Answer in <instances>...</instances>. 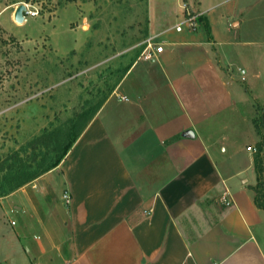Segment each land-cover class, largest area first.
I'll list each match as a JSON object with an SVG mask.
<instances>
[{
    "label": "crops",
    "instance_id": "obj_1",
    "mask_svg": "<svg viewBox=\"0 0 264 264\" xmlns=\"http://www.w3.org/2000/svg\"><path fill=\"white\" fill-rule=\"evenodd\" d=\"M201 3L209 36L202 22L175 31L176 4L174 21L148 34L162 50L133 59L48 171L70 195L63 264H264L256 176L238 185L229 160L233 142L257 136L244 167L262 157L264 200V0H238L226 26L216 2Z\"/></svg>",
    "mask_w": 264,
    "mask_h": 264
},
{
    "label": "rangeland",
    "instance_id": "obj_2",
    "mask_svg": "<svg viewBox=\"0 0 264 264\" xmlns=\"http://www.w3.org/2000/svg\"><path fill=\"white\" fill-rule=\"evenodd\" d=\"M184 1L0 0V264H63L70 254L63 194L70 195L47 167L82 118L118 87L140 41L171 24L173 7ZM237 1L201 0V7L216 2L213 12L226 26ZM186 2L197 11V0ZM20 3L37 14L15 21ZM246 143L256 148L257 136L233 142L229 159L241 171L233 177L238 185L256 176L244 167L251 156ZM34 170L41 172L18 185Z\"/></svg>",
    "mask_w": 264,
    "mask_h": 264
},
{
    "label": "built area",
    "instance_id": "obj_3",
    "mask_svg": "<svg viewBox=\"0 0 264 264\" xmlns=\"http://www.w3.org/2000/svg\"><path fill=\"white\" fill-rule=\"evenodd\" d=\"M26 8L22 11L23 20L26 18V14L30 16H35L37 14V10H30L29 7L25 4ZM181 8L183 9L182 13V19L180 22L176 23L173 26V29L175 31H182L184 29L186 30H196L197 27L200 25L201 21L199 17L203 14L202 11H196L192 12L188 9L187 4L184 2H181ZM162 50L161 42L158 40L157 35H148L142 42V48L140 50V53L138 55V58L142 59H152L154 57V53L160 52ZM238 71L243 74L245 71L242 68H238ZM247 150L250 151H256L255 147H251L249 145L246 146ZM63 199L65 203L69 202V196L68 194H63ZM220 200L225 205H229L230 200L227 197L226 194H223L220 198Z\"/></svg>",
    "mask_w": 264,
    "mask_h": 264
},
{
    "label": "trees",
    "instance_id": "obj_4",
    "mask_svg": "<svg viewBox=\"0 0 264 264\" xmlns=\"http://www.w3.org/2000/svg\"><path fill=\"white\" fill-rule=\"evenodd\" d=\"M200 21L203 23L204 27H205V31L207 33V35L209 36V28L208 25L205 21V18L203 15H201L199 17ZM142 48V47H141ZM141 50V49H140ZM139 50V52H140ZM107 97V96H106ZM106 97L104 98V100L106 99ZM102 100L96 107H94V111L87 115V117L82 118L83 121L80 124L79 127H77V129H75V131H73L72 135L67 139V141L63 144L62 149L59 151L57 157L53 160L52 163L49 164V166L47 167V169L53 168L55 167L60 160L66 155L67 151L70 149V147L72 146V144L74 143V141L76 140V138L79 136V134L81 133V131L84 129L85 125L87 124V122L93 117V115L98 111V109L100 108L101 104L103 103ZM81 117V115H79ZM254 168L256 171V184L253 187L254 190V203L256 204L257 207L264 209V201L263 199V183H262V172H263V165H262V157L261 156H254ZM41 171H32L30 173H28L25 178L20 181L18 183V185H20L21 183H24L28 180H31L33 178H35L36 176H38L40 174Z\"/></svg>",
    "mask_w": 264,
    "mask_h": 264
},
{
    "label": "water",
    "instance_id": "obj_5",
    "mask_svg": "<svg viewBox=\"0 0 264 264\" xmlns=\"http://www.w3.org/2000/svg\"><path fill=\"white\" fill-rule=\"evenodd\" d=\"M26 6L25 3H20L17 5V7L14 10V20L17 22H22L23 21V15L22 11L25 10Z\"/></svg>",
    "mask_w": 264,
    "mask_h": 264
}]
</instances>
